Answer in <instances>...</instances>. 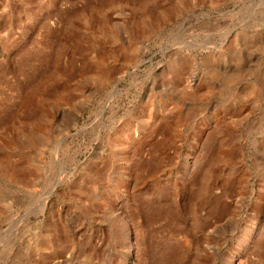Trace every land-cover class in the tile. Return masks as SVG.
Returning a JSON list of instances; mask_svg holds the SVG:
<instances>
[{"label": "rangeland", "instance_id": "obj_1", "mask_svg": "<svg viewBox=\"0 0 264 264\" xmlns=\"http://www.w3.org/2000/svg\"><path fill=\"white\" fill-rule=\"evenodd\" d=\"M0 264H264V0H0Z\"/></svg>", "mask_w": 264, "mask_h": 264}, {"label": "water", "instance_id": "obj_2", "mask_svg": "<svg viewBox=\"0 0 264 264\" xmlns=\"http://www.w3.org/2000/svg\"><path fill=\"white\" fill-rule=\"evenodd\" d=\"M120 82V80L116 81L114 85H117Z\"/></svg>", "mask_w": 264, "mask_h": 264}, {"label": "bare ground", "instance_id": "obj_3", "mask_svg": "<svg viewBox=\"0 0 264 264\" xmlns=\"http://www.w3.org/2000/svg\"><path fill=\"white\" fill-rule=\"evenodd\" d=\"M35 94V93H34Z\"/></svg>", "mask_w": 264, "mask_h": 264}]
</instances>
